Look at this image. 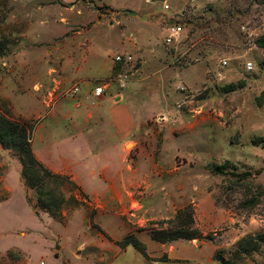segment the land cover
Returning <instances> with one entry per match:
<instances>
[{"label": "rangeland", "instance_id": "obj_1", "mask_svg": "<svg viewBox=\"0 0 264 264\" xmlns=\"http://www.w3.org/2000/svg\"><path fill=\"white\" fill-rule=\"evenodd\" d=\"M106 1L116 9L129 8L126 14L134 11L144 27H130L143 39L146 59L140 73L128 80L138 79L136 86L123 92L131 96L133 107H161L163 115L146 122L123 151L104 155L101 162L88 160L109 166L104 197L85 190L71 192L57 179L46 181L43 191L55 197L62 192L69 199L59 220L43 213L37 203L43 195L26 186L16 153L0 144V200L5 199L0 201V264L25 259L10 248L25 251L33 262L53 264L58 246L60 258L93 264L76 258L75 248L85 233L104 232L103 224L114 217L121 219L124 229L111 222V232L134 235L145 245L148 259L131 247L113 264H222L215 257L219 253L228 264H264V47L256 44L264 39V0H0V113L31 128L37 157V147L44 146L38 137L44 139L48 133L61 140L58 149L51 144L52 158L69 151V137L76 130L64 124L73 114L60 118L56 126L48 118L38 132L46 113L37 106L40 99L47 103L45 111L58 109L52 105L70 97L64 91L76 84L52 96L44 95L40 84L43 73H55L54 67L71 58L65 30L75 31L70 27L80 25V18L86 20L83 14H109ZM60 11L59 34L60 24L54 27L52 20ZM171 21L183 31L168 45L164 37ZM121 26L90 34L96 55L125 53ZM71 54L77 55L75 50ZM140 61L129 63L128 74ZM71 105L66 111L73 112ZM70 140L75 145L76 139ZM112 142L101 147L112 149ZM122 170L130 172L123 177L126 181L121 180ZM76 172L88 190L96 187L82 165ZM75 203L81 205L74 207ZM189 204L199 239L165 244L151 239L150 228L170 227L163 221L174 219L176 211ZM78 209L82 216L79 211L73 215ZM258 235L263 238L257 251L235 253L239 240Z\"/></svg>", "mask_w": 264, "mask_h": 264}, {"label": "crops", "instance_id": "obj_2", "mask_svg": "<svg viewBox=\"0 0 264 264\" xmlns=\"http://www.w3.org/2000/svg\"><path fill=\"white\" fill-rule=\"evenodd\" d=\"M106 5L110 8L109 14L100 15L97 12L91 13V15L83 14L81 17L84 16L87 19L81 20L80 18L78 19L80 25L78 24L75 27H70L71 30L75 31L71 32L66 31L67 29L65 30V38L71 45L69 51L71 56L70 60L64 62L62 65L59 64L57 68L54 67L53 69L55 73L53 74L50 73V71L47 72L48 75L47 73H43L44 79H42L43 82L40 84V88L43 89L42 93L44 95L48 93L49 96H52L56 92H59L60 94L61 88H68L74 84L79 85V91L75 96L63 98L57 104L52 105V107L59 108H53L49 112L45 111L47 103L45 105L40 99H38V111L40 110L41 112L46 113L43 124L39 127L38 132L46 126V120L48 118H52L53 126H56L60 118H68L71 114H73L72 117H70L71 122L64 125L68 129L72 127L76 131L69 137V143L71 144L69 151L63 150L58 154L57 159L51 157V144H56L58 149L60 148L61 140H57L56 136L53 138L51 133H48L44 139L42 135H39L38 137L37 134L39 141H44V146L42 147L41 144L37 147L39 158L36 156L44 165L46 164L52 172L60 174H68L64 169L66 164L64 160L68 161L67 165H70L72 168L71 175L75 178L74 182L81 187L82 191L94 192L103 197L105 192L109 189V182L106 179V177L109 176V166L105 163L96 166V162L90 163L88 160H98L101 162V157L104 155L108 157L111 154H118V150L120 149L123 151L122 146L125 145V142L132 139L146 122L152 120L156 116L163 115L161 107H147L146 109L144 108L145 110L140 107H133L128 100L131 96L129 95L126 97L123 92L125 89H133L136 86L139 81L138 79L137 83H135L136 81L128 82V80H131L140 73L146 59L144 55L145 48L142 44L143 39L138 32L132 33L130 28L131 26H134L139 30L144 28L140 21L141 18L137 16L134 11H132L134 14H126V12H123L130 11L129 8L116 9L112 7L108 1H106ZM53 16L52 21L54 22V27L56 24H60L57 29V33L60 34L62 27L60 22L61 11L59 13L56 12ZM42 21L43 20L40 22L42 23ZM88 22H90L89 26L84 25ZM119 24H122L120 27L122 29L120 45L122 48H126L125 53L105 51L103 56L96 55L93 51L95 40L90 34H95L97 31L101 32L102 30L107 33L114 28V25ZM69 32L71 33L68 34ZM60 47L61 45L58 50L61 49ZM73 50L76 51V56L71 54ZM116 55H131L132 59L135 61L141 59V65L138 69L131 71V73L128 74L129 69L127 70L126 67L129 66V63L124 65L115 63L114 57ZM118 67H120V70ZM99 85H103L105 90L103 95L96 98L94 96V90ZM51 86H53L52 89L50 88ZM70 103L73 104L71 105L74 109L73 112L66 111L67 109H65ZM71 138L76 139L75 145L71 142ZM111 139L113 141L112 143H114V148L103 149L101 147L103 143ZM85 145L87 150L84 149ZM77 165H82L87 173L89 171V181L96 185L91 191L87 189L83 181L78 177L76 172ZM120 175L122 176L121 180L126 181V178L123 177L130 175V172L122 170ZM122 186H126V184H123ZM92 200L95 207H99V204L96 203L94 199ZM101 201L104 203L107 202L106 200ZM77 211L81 213V216L83 215V211L79 209L74 211L73 215ZM33 212L38 216L35 210H33ZM43 213L47 214L46 212ZM47 216L49 217L48 214ZM50 218L53 219L52 217ZM111 222L116 223L118 227L124 229L121 219L114 217L107 220L105 225L103 224V226L107 228L105 230L103 229L104 232L98 231L85 233L84 241H81L75 248L76 258L80 261H88L91 259L93 264H113L120 259L123 254H126V252L129 251L132 246L121 249L118 245L126 235L122 237L121 235L118 236L111 232V226L109 225ZM24 234V232H21V235ZM80 239H82L81 236L77 238L78 241H80ZM10 249L19 251L25 258V261L22 260L19 264H44L43 261L33 262L31 256L20 248ZM61 249L62 246L56 248L53 257L55 263L53 264H79L78 261H73L65 256L60 258L59 255Z\"/></svg>", "mask_w": 264, "mask_h": 264}, {"label": "trees", "instance_id": "obj_3", "mask_svg": "<svg viewBox=\"0 0 264 264\" xmlns=\"http://www.w3.org/2000/svg\"><path fill=\"white\" fill-rule=\"evenodd\" d=\"M256 44L264 47V39H258ZM0 144L3 148L11 149L16 153L21 165V177L26 186L34 189L38 194L43 195V197H40L39 195L37 201L41 210L46 212L53 219L59 220V217L67 206L69 199L65 198L62 192L59 193V197H55L52 195V192L43 191V189L47 187L46 181H48V179L60 180L61 185L69 188L71 192H82L81 187L71 179L70 175L52 172L36 157L32 148L31 128L25 124L10 121L1 113ZM214 171L216 174H224V171L221 169H215ZM83 196L88 199L86 195L83 194ZM50 199L53 201H50ZM78 205L80 206L81 204L75 203L74 207H77ZM150 223L152 225H157L155 222ZM163 223L170 225V227L149 229L151 239L155 242L165 244L179 239L195 240L201 237L199 231L195 227L194 208L191 204L178 209L174 219L163 221ZM262 238V236L258 235L256 237L239 240L235 253L249 254L250 252L257 251L260 244L259 241H262ZM118 245L121 249L132 246L142 255L143 258L148 259L145 245L134 235H126ZM215 257L222 264H228V261L220 255V253L219 255L217 254V256L215 255Z\"/></svg>", "mask_w": 264, "mask_h": 264}, {"label": "built area", "instance_id": "obj_4", "mask_svg": "<svg viewBox=\"0 0 264 264\" xmlns=\"http://www.w3.org/2000/svg\"><path fill=\"white\" fill-rule=\"evenodd\" d=\"M182 25L178 24L177 22H172L168 25L167 28V33L164 37V41L169 45L174 43L177 38L181 35L182 33ZM132 56L131 55H116L114 57V61L117 64H127L130 63L132 61ZM224 64L226 62H223ZM250 65H248L249 67ZM250 68V67H249ZM104 90L105 87L103 85H99L95 88L94 90V96L96 98H98L99 96L104 94ZM79 91V85H75L74 87H72L71 89H69L68 91L64 92V96H75Z\"/></svg>", "mask_w": 264, "mask_h": 264}, {"label": "bare ground", "instance_id": "obj_5", "mask_svg": "<svg viewBox=\"0 0 264 264\" xmlns=\"http://www.w3.org/2000/svg\"><path fill=\"white\" fill-rule=\"evenodd\" d=\"M128 146H131V144H128Z\"/></svg>", "mask_w": 264, "mask_h": 264}]
</instances>
